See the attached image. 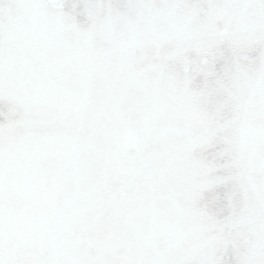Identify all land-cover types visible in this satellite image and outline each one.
<instances>
[{"label": "water", "instance_id": "water-1", "mask_svg": "<svg viewBox=\"0 0 264 264\" xmlns=\"http://www.w3.org/2000/svg\"><path fill=\"white\" fill-rule=\"evenodd\" d=\"M0 264H264V0H0Z\"/></svg>", "mask_w": 264, "mask_h": 264}]
</instances>
